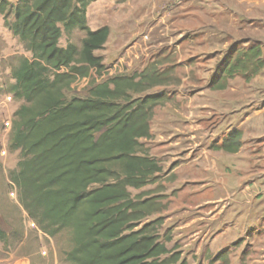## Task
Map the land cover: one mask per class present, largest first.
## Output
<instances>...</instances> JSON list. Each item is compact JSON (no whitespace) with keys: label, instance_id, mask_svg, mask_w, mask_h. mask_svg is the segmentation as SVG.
<instances>
[{"label":"rangeland","instance_id":"374dc122","mask_svg":"<svg viewBox=\"0 0 264 264\" xmlns=\"http://www.w3.org/2000/svg\"><path fill=\"white\" fill-rule=\"evenodd\" d=\"M19 1L0 0V264H73L67 259L73 247L70 228L42 229L11 179L20 158L11 148V134L23 102L14 93L13 72L22 58L31 56L10 28ZM262 3L88 0L87 27L109 29L103 47L95 51L103 68L77 77L66 88V97H84L93 81L117 75L139 76L149 68L164 75L163 84L132 94L163 95L149 121L150 137L139 140L161 169L146 185L129 191L135 200L150 199L155 209L134 229L160 220L153 232L169 254H178L186 264H264V218L257 220L255 207V199L264 205V192L254 196L251 191L254 201L249 204L244 182L246 172L251 171L253 179L262 174H256L261 162L247 163L246 157L249 148L251 157L261 152L264 156V142L262 150L249 142L231 154L215 147L225 140L222 127L238 123L239 105L264 94V84L256 77L262 66L256 69L255 60L235 67L232 75L220 72L225 62L233 65L240 52L264 45V29L249 20L256 12L264 13ZM85 35L80 28L62 30L58 44L79 50ZM231 112L237 116L229 119ZM256 135L264 136V128L253 127L244 138ZM261 212L264 216V207Z\"/></svg>","mask_w":264,"mask_h":264},{"label":"trees","instance_id":"16d2710c","mask_svg":"<svg viewBox=\"0 0 264 264\" xmlns=\"http://www.w3.org/2000/svg\"><path fill=\"white\" fill-rule=\"evenodd\" d=\"M87 4L20 0L13 8L12 34L31 56L13 72V90L23 102L11 134V148L20 155L11 179L42 229L70 228L73 247L67 259L73 264H186L178 254H169L153 232L160 220L134 229L155 209L150 199L135 200L129 191L146 185L161 169L139 140L150 137L149 121L163 95L132 94L163 84L164 75L155 68L139 76L117 75L93 81L84 97H66L77 76L103 68L95 51L103 47L109 29L87 27ZM74 28L86 31L81 48L60 46L62 30ZM261 57L259 46H252L233 65L225 62L220 72L232 75L252 59L259 69ZM240 137V131H231L220 148L235 152Z\"/></svg>","mask_w":264,"mask_h":264},{"label":"crops","instance_id":"0c3cea01","mask_svg":"<svg viewBox=\"0 0 264 264\" xmlns=\"http://www.w3.org/2000/svg\"><path fill=\"white\" fill-rule=\"evenodd\" d=\"M262 6H264V3H262ZM256 14L257 15H255L254 18H250L249 20H251V22L254 23V25H256L255 27L264 29V13L256 12ZM259 47L261 50L262 57L264 58V45H261ZM256 77L257 78L259 77L258 81H259V83H261L263 85L264 84V65L262 66V70L260 72V75L256 76ZM259 96H260V94H259ZM234 111H236V110L234 109ZM238 115H239V121L237 124L231 125L230 123H227L222 127L223 129L220 130V132L223 131V134H224L223 139H225V140L231 131L238 130L241 132L240 146L235 152H232V153H236L238 151L240 152L243 149L244 144H247L249 142H255L257 145H260L258 148L262 150V144L264 142V140L262 139L264 137L263 135H259V136L256 135L255 137L252 136L251 138H246V140H245L244 136H245L246 132L247 133L251 132V129H253V127H255V128L261 127V129L264 128V94H261V97L256 99V100L250 101L248 103L246 102L244 104L239 105ZM229 116H230L229 119L233 118V117L237 116V112L236 113L231 112V114H229ZM227 119H228V117H227ZM215 147L217 149H221L219 146H215ZM221 151H223L224 153H228V151H225L223 149ZM229 153L231 154V152H229ZM247 154L249 155V156H247L248 158L246 157L247 163H249L250 161H255V163H256V161L261 162V164H260L261 166L259 168H257L256 174L262 173L260 175H256L255 179L250 178V175L252 174L251 171L246 172V174L244 176V182H246L245 185H247L246 188L248 191L246 193L249 196V198L247 200H249V204H251L250 202L254 201L253 199H251V196H253V193H251V191H254V193H255L254 196H256V194H261L262 193L261 191L264 192V156H262V152H261V153H257V155L255 156L256 158L251 157V156H253L252 148H249V152L247 150ZM261 178H263L262 181L260 180ZM253 187H258V189L253 190L252 189ZM256 190H258L257 193L255 192ZM259 197H260V195H259ZM255 200H257V202H255V207H257L256 211H257V213H259V214H257L259 216H256V218H257V220L260 218L262 219V218H264V216H262L263 212H261V209H262V207H264V205L258 206V203L260 201H259V199H255ZM240 225H241V222H240Z\"/></svg>","mask_w":264,"mask_h":264},{"label":"built area","instance_id":"2783aa9c","mask_svg":"<svg viewBox=\"0 0 264 264\" xmlns=\"http://www.w3.org/2000/svg\"><path fill=\"white\" fill-rule=\"evenodd\" d=\"M77 77H78V76H77ZM77 77H76V78H77ZM6 125H7V122H6Z\"/></svg>","mask_w":264,"mask_h":264}]
</instances>
